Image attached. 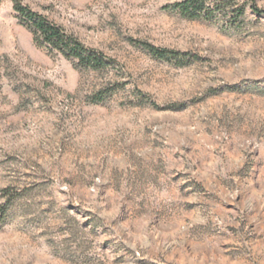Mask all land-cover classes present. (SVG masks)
Segmentation results:
<instances>
[{"label":"rangeland","instance_id":"obj_1","mask_svg":"<svg viewBox=\"0 0 264 264\" xmlns=\"http://www.w3.org/2000/svg\"><path fill=\"white\" fill-rule=\"evenodd\" d=\"M20 1L115 67L36 44L0 0V264H264V15Z\"/></svg>","mask_w":264,"mask_h":264},{"label":"trees","instance_id":"obj_2","mask_svg":"<svg viewBox=\"0 0 264 264\" xmlns=\"http://www.w3.org/2000/svg\"><path fill=\"white\" fill-rule=\"evenodd\" d=\"M10 1L19 21L33 33L36 44L44 45L50 51L56 52L65 59L76 61L77 65L84 70L104 71L115 67V62L112 59L97 50L85 47L77 38L67 34L61 27L32 12L20 0ZM239 2H242L240 6L238 5ZM211 3V0H182L168 8L177 11L182 17L192 21H210L214 17L215 12H224L232 7H236L232 10L236 19L245 17L247 11L264 15V9L257 5L256 0L218 1L214 4V8H212ZM142 45L154 59L160 61L182 64L189 56L186 53L158 49L148 44ZM102 97L98 94L94 99L99 102L103 101ZM153 107L159 109L155 104H153ZM183 107L182 104H172L161 108V110L176 111L183 109Z\"/></svg>","mask_w":264,"mask_h":264}]
</instances>
